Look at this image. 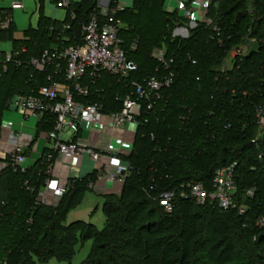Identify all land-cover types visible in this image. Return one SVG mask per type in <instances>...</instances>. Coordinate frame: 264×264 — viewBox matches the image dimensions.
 I'll return each mask as SVG.
<instances>
[{
	"label": "trees",
	"instance_id": "16d2710c",
	"mask_svg": "<svg viewBox=\"0 0 264 264\" xmlns=\"http://www.w3.org/2000/svg\"><path fill=\"white\" fill-rule=\"evenodd\" d=\"M111 1L115 7L117 0ZM165 2L133 0L117 14L125 48L139 64L130 80L143 79L157 67L164 74L152 56L154 49L164 48L173 58L174 83L152 99L149 122L136 133L127 157L132 175L120 192L104 195V229L82 221L66 223L68 212L90 189L91 173L74 180L56 205H42L36 193L47 163L39 161L26 173L8 165L0 172V264L51 258L71 262L80 232L94 240L82 264H264V126L257 114L264 113V29H259L264 0H219L209 10L213 23L199 24L186 38L172 36L186 19L168 11ZM239 6L243 10L234 12ZM67 10L65 20L44 16L37 27L25 31L24 39H16L11 8H0V42L11 40V52L21 61L0 65V122L13 95L37 92L47 83L49 70H36L30 60L54 45L79 43L82 25L100 7L98 0H81ZM249 17L251 22H244ZM250 42L245 54L231 57L233 50ZM133 43L137 49L131 51ZM0 54L3 59L5 51ZM128 83L129 78L119 80L102 71L88 100L106 111L116 109ZM41 125L53 127L52 122ZM244 152L245 158H238ZM232 163L235 201L247 207L244 214L191 198L179 199L168 213L154 198L187 181H202L211 189L216 171Z\"/></svg>",
	"mask_w": 264,
	"mask_h": 264
},
{
	"label": "built area",
	"instance_id": "2783aa9c",
	"mask_svg": "<svg viewBox=\"0 0 264 264\" xmlns=\"http://www.w3.org/2000/svg\"><path fill=\"white\" fill-rule=\"evenodd\" d=\"M73 3V0H57L56 7L69 8ZM218 3L219 0H171L165 4L168 11H177L186 19L185 24L174 27L172 36L186 38L199 24L211 25L213 20L209 10ZM132 4L133 0H117L115 7L108 6L92 13L82 25L79 43L66 47L54 45L46 48L39 57L32 58L30 64L36 70H49L47 83L37 92L15 94L8 101V107L23 114L25 119H35L41 124L53 123V127L44 130V136L38 138L42 139L41 144H25L19 140L9 150L8 161L0 160V165L6 162L7 166L22 173L28 172L39 161L47 163L45 179L36 193L39 204L56 205L58 198L71 189L74 180L90 173L93 177L89 178L88 187L105 195L122 188L132 175L133 166L127 157L136 133L143 123L149 122L148 117L154 109L152 99L160 98L161 91L174 83L173 58L167 57L164 48H156L152 53L165 69L164 74L157 67L143 79L130 80L131 74L139 70V64L125 48L120 36L123 22L117 14ZM66 26L70 28L71 24ZM214 30L218 32L217 26ZM136 49L137 45L133 43L131 51ZM245 53L241 45L232 51L231 57ZM9 62L19 65L21 61L10 51L0 58V65L6 67ZM102 71L119 80L129 78L130 82L126 84L128 92L117 98L120 106L110 111L104 110L102 104L88 100ZM258 116L263 127L264 113L259 111ZM65 133H71L69 139H64ZM85 163L87 173L82 172ZM235 166L236 163H232L218 169L211 189L202 181H187L177 189L160 191L154 198L168 213L173 212L179 199L191 198L199 204L215 201L225 210L237 208L244 214L247 207L239 206L235 201ZM25 184L31 192L35 191L29 181ZM248 194L253 195V190L249 189ZM260 222L264 224V217Z\"/></svg>",
	"mask_w": 264,
	"mask_h": 264
},
{
	"label": "rangeland",
	"instance_id": "374dc122",
	"mask_svg": "<svg viewBox=\"0 0 264 264\" xmlns=\"http://www.w3.org/2000/svg\"><path fill=\"white\" fill-rule=\"evenodd\" d=\"M170 1L171 0H166V5H168ZM14 3H19L20 5L15 6ZM52 5L53 3H51V0H2V2L0 1V8H6V7L12 8L11 9L12 19L18 34L23 31H26L29 27H37L39 25L41 16L54 17L61 21L65 20L67 18V11H68L67 8H60L59 11L56 12L57 16H55V8ZM239 9L243 10L242 7L239 6L236 7L234 12L238 11ZM234 14H231L232 18ZM146 15L147 16L149 15L148 12L146 13ZM248 20L251 22L250 17L244 20V22L249 23ZM249 28L252 29L253 27H249ZM259 29L261 30L264 29V23H262V26H260ZM254 30L255 28L253 29V31ZM252 45H253L252 42L244 43L242 47L247 52ZM11 50H12L11 40H4L0 42V51L10 52ZM228 63L227 65L225 64L227 67H228ZM15 112L12 109H7L3 120L7 122H12L11 121L12 118H14L16 114H18ZM31 122L32 123L36 122V120L31 119ZM1 123L2 122H0V125ZM70 135L71 133L70 134L65 133L63 137L64 139H69ZM247 152L248 155H252V151H247ZM245 156L246 155L244 152L243 154H239L238 158L241 157L245 158ZM87 167L88 166L85 163L83 165V170H82L83 173L88 172V170L86 171ZM120 191L121 189L118 188L116 189L115 192L118 193ZM104 195L105 194H100L91 189L83 192L80 203L68 212L66 217V223L70 224L77 221H82L87 224L95 225L99 230L104 229L106 222V215L104 212V203H105ZM60 198L61 197H59L58 200H60ZM93 245H94V240L91 238L84 239L80 232L77 234V252L71 262L60 260L57 258H51L46 262H41L37 260L36 264H82L83 261L87 259V257L89 256Z\"/></svg>",
	"mask_w": 264,
	"mask_h": 264
},
{
	"label": "crops",
	"instance_id": "0c3cea01",
	"mask_svg": "<svg viewBox=\"0 0 264 264\" xmlns=\"http://www.w3.org/2000/svg\"><path fill=\"white\" fill-rule=\"evenodd\" d=\"M2 2V0H0ZM74 2H79L81 0H73ZM124 2H129L130 0H123ZM56 2L57 0H51V3H53V7L55 8V16H57V13L59 9L56 7ZM112 1L111 0H98V6L100 7V10L103 11L105 10L108 6H111ZM166 4V2H165ZM175 5V3H173ZM15 6H19V3H14ZM166 7V6H165ZM11 8V7H7ZM12 9V8H11ZM44 16H41V18ZM49 17V16H47ZM40 18V20H41ZM52 19H57L54 17H50ZM59 20V19H58ZM40 22V21H39ZM14 38L16 39H24L25 38V31L21 32L18 34L16 28L14 32ZM1 52V51H0ZM6 52V51H5ZM8 107V106H7ZM7 109H10L9 107ZM13 110V109H12ZM14 112L16 110H13ZM6 112V111H5ZM4 112V115H5ZM18 113L12 118V122H7L2 119V123L0 125V160H6L8 161L9 156L7 155L9 150L13 148V146L17 143V141H22L25 144L28 143H42V139L40 136L42 135L43 131L46 130L47 128L41 124H38V122H31V119H25L23 114L20 112H15ZM4 115L2 118H4ZM28 123V124H27ZM4 124L5 126L2 127ZM33 139L34 142H31ZM35 139V140H34ZM6 162L2 163L0 165V172L3 168H5ZM122 189V188H120Z\"/></svg>",
	"mask_w": 264,
	"mask_h": 264
}]
</instances>
